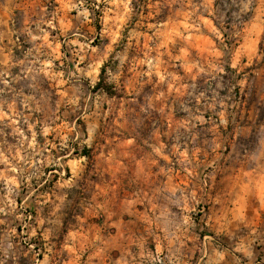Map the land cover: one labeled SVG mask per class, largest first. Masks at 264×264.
Segmentation results:
<instances>
[{"label": "clouds", "instance_id": "obj_1", "mask_svg": "<svg viewBox=\"0 0 264 264\" xmlns=\"http://www.w3.org/2000/svg\"><path fill=\"white\" fill-rule=\"evenodd\" d=\"M0 264H264V0H0Z\"/></svg>", "mask_w": 264, "mask_h": 264}]
</instances>
